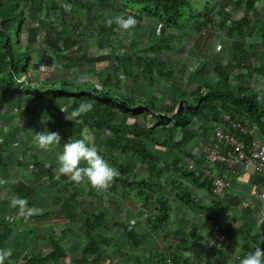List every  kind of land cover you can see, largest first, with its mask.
<instances>
[{
    "label": "crops",
    "instance_id": "1",
    "mask_svg": "<svg viewBox=\"0 0 264 264\" xmlns=\"http://www.w3.org/2000/svg\"><path fill=\"white\" fill-rule=\"evenodd\" d=\"M187 36L188 34L183 37ZM221 43L222 41L218 39V48L222 50ZM167 46L168 44L163 45L164 48ZM237 48L230 44L229 58L234 56L232 51ZM244 51L246 55L242 57L241 65L245 68H241L240 65L233 72L236 75L245 74L248 85L253 87L257 94L258 101L264 102V53H259L257 49L256 61H252L249 59V54L251 51H253L252 54L255 53L253 45H244ZM51 54L54 56L52 52ZM52 56L49 57L51 61ZM89 59H86L87 62H90ZM101 60L109 62L106 58ZM216 64L212 66V71ZM73 70L80 74L81 70L76 68ZM171 71L172 74L169 77L173 76V70ZM247 72H249L248 77ZM164 76L167 77V75ZM136 78L139 81L138 75ZM141 80H144L142 76ZM233 80L234 83H232ZM230 82L233 85L236 80L232 79ZM131 84L123 88L125 92L121 90L117 92L126 95L132 93L133 98H139L135 95L138 82ZM150 90H153V87H148L145 92L143 90L140 98H146L145 93L151 92ZM44 105L42 104L40 108L34 106L33 110H31L32 105H28L27 108L1 109L3 112L0 113V127L3 126L1 122L4 121L6 124L8 122L13 124V128H17V120L10 119L9 115L16 116L15 111L23 109V112L27 110L30 112L26 121L31 120L32 116L36 117V113L38 116H45L46 121L49 112L55 115L56 120L65 114L61 112L60 107L57 110L55 108L48 110L49 108ZM61 107H65L66 114L70 115L71 110L64 103ZM148 113L145 112V117L135 115L126 117V120L131 119V122H134L141 117L140 124L145 123L150 127L151 117L148 119L149 123L145 121ZM65 124L61 126L56 121L53 126L57 128L56 132L60 129H77L78 138H90L108 163H110L108 156L112 158L113 150L117 148L119 151L118 146L114 149L104 146L105 141L114 132L108 129L86 131L87 129H80L78 125L74 128L76 123L70 120H67ZM1 128L6 131L4 132L6 139L5 145L0 148V249L10 253L5 264H108L109 259H112V264H164L166 259H170L173 264H228L235 250L243 253V257L249 252H254L255 248L249 241L252 234L256 232L260 235V239L264 240V220L263 227L259 229L252 220L253 215L249 214L251 209L258 210L264 203L260 201L253 203L246 197L247 194L258 189L263 181L262 176L253 173L254 171L237 170L231 176H234L236 180L234 188L224 197H215L209 191V184L204 179L200 180L201 183L205 182L204 184L200 182L193 184L191 180L183 177L181 171L168 166L162 176L167 182L159 176L160 185L162 184L160 187L151 189L146 187L144 191L149 192L150 196L146 200L145 196L138 193L136 187L122 185L116 181L115 184L113 181L106 191H97L87 181L77 184L67 176L58 175L57 156L63 151L61 143L50 151L40 149L35 151L38 147L27 131H23V139L18 143L12 141L11 135L14 130L10 126ZM204 129L205 135L201 137H213L212 122L206 123ZM39 130L41 132L45 128L41 127ZM185 130L186 133L192 132L190 140L188 135L182 139L183 132L181 129H176L175 140L180 142L179 145H174L175 148L171 150L158 147L164 154L160 158L161 161L177 160L178 167L186 168L185 163L188 158H191L199 166L201 137L193 129ZM1 133L3 132L0 131V145ZM166 133L169 135V131H165V137H167ZM105 135H108V138L104 139ZM119 154H121L120 151ZM1 163L5 167L1 166ZM146 165L141 163L143 168L146 167V172L144 175L137 172L138 177L151 178ZM220 168L221 175L228 178L226 171ZM171 178L179 181L180 186L173 184ZM207 181L211 182L208 179ZM149 183L152 184L151 179ZM19 184L32 190L31 197H26L29 207L39 209L38 214L27 219L18 215V209L10 207L11 198L18 197L15 189ZM157 194L165 196L169 210L165 223L153 228L150 225L152 214L157 212V202L161 201L155 200ZM213 210L216 215H212ZM192 222L197 225H193ZM215 222L221 223L229 241L230 246L225 251L219 250L215 244L210 245V231L212 223ZM128 230L130 231L127 232ZM88 238L90 243L94 241V245L87 248ZM53 243H57L60 249L59 260L57 262L43 261L52 253Z\"/></svg>",
    "mask_w": 264,
    "mask_h": 264
},
{
    "label": "trees",
    "instance_id": "2",
    "mask_svg": "<svg viewBox=\"0 0 264 264\" xmlns=\"http://www.w3.org/2000/svg\"><path fill=\"white\" fill-rule=\"evenodd\" d=\"M58 1L60 0H0V95L8 94L9 90L25 89L28 93H34L35 95V97L28 102L44 100L46 102L44 106L49 108L48 110L54 108L57 110L64 103L68 109L72 111L78 107L81 102H93V110L79 117L75 123L80 129H87L86 131H101L103 129H108L114 132L104 144L105 147L110 149L118 146L121 153L120 155L122 158L112 159L108 156L109 164L119 172V175L114 179V184L116 181L122 185L136 187L138 193L145 196L146 200H148L150 196L149 192L144 191L145 188L148 187L151 189L160 187L162 184L160 185L159 176L162 177L164 175V171L168 169V166H172L175 170L181 171L183 177L191 180V183L200 182V184H204L205 182L201 183L200 181L201 177H197L192 171L178 167L177 160H170L169 162L161 161L160 158L163 154L162 150L158 148H168L171 150L175 148L174 145H179L180 142L174 140L170 135L169 137H165V131L172 133L176 128L182 129V139L188 135V140H190L192 132L186 133L185 129L188 128V124H190L194 118H199L208 122L210 119L218 118V115L222 112L234 111L241 116L248 117L258 128L260 135L264 139V102L258 101L257 94L254 88L248 85V78L246 79L245 74L236 75L233 72L242 64L241 59L246 55L244 44L241 43L242 36L245 35L248 39L259 36L261 40H263L264 23L261 21L263 17L259 15L257 6H259L261 2L263 3L264 0H211L205 4L204 12L196 15H191V13L188 15L185 14L184 7L188 6L189 8L185 0H99V4L115 2L122 6L123 9L120 8L123 12L125 10L132 11V13H134L133 11L135 10L138 11V17L135 16L138 22L145 18L154 21V24L157 25L156 33L154 30V33L148 37V43L145 48L139 52H145L152 48L157 49L158 52L162 51L164 47L161 46L163 43L161 38L166 34L167 29L179 32V35L183 34V37L186 35L184 32L185 29L200 30L214 19L217 18L220 20V18L223 17V20L219 22L221 29L225 32L223 36L228 37L230 41H234L235 45L238 47L236 50L232 51L234 56L231 60L227 59L229 62L225 66L222 65L223 61L216 62L217 64L214 66L213 72L218 77V80L214 82L212 80H206L204 76H202V74L206 72L205 65L209 60L207 62H198L197 68L189 75L190 80L196 86L189 91L188 96L183 97L182 94H179L178 88H172L169 91L168 95L170 101L178 103L182 100L180 104L176 103L178 107L175 110L173 109L172 112L160 111V102H156L152 99L153 96H156L153 94V90H150L152 93H145L146 98H133L132 93L126 95L106 86L103 89H97L93 84L85 83L78 86L68 83L63 79L51 84L35 83L30 81L26 76V72L19 75L18 72L22 69L21 57L10 38L12 29L17 23L19 25L17 30L18 42L20 43V36L24 29L27 34L25 43L32 46L39 42L37 35L38 30L47 29L46 32H48L50 28H54V25L58 27L59 24H64L63 16L68 14L64 5L71 3L72 5H82L83 8L84 6H90L92 11L99 12L98 9L96 10L98 7V2L96 0H61L63 2L62 4ZM228 5L243 7L242 17L235 19L228 9ZM131 6H140L141 8L134 9ZM42 10H44L46 22L51 25L48 26L49 29L44 27L45 21L37 19L34 15ZM27 12L33 14V17H28ZM189 12H191L190 9ZM99 13L101 14L97 16L101 17V19L106 17V13L103 11ZM119 15L120 13L111 14L110 19L114 21V18ZM117 27L118 25L115 22H113L111 26H108L107 22L106 25L101 24L102 30L108 33V35H114ZM56 30L57 32L53 40H48V37L44 39V44L50 45L54 55L52 56V61L48 58L44 63L52 70L55 69L54 65L56 64L54 63L60 61L66 70L75 71L73 70L75 68L73 65L75 58L67 54V49L73 46L75 41L70 36H67L64 30ZM58 41L61 42L60 45H62V47L59 46ZM26 49L29 56L27 64L28 67H30L32 54H30L27 46ZM218 53L220 52L218 51ZM239 55L240 57L238 58ZM133 56L135 58L137 71L144 79V84L142 80L140 83L143 85L144 92L148 87H154L157 84L155 82L157 79L156 77L163 79L172 74V71L169 70L158 57L147 56V54L141 55L137 52V48L133 50ZM103 58L108 59L110 62L112 56H101L98 59ZM98 59H89V61L94 63L95 60ZM64 60H67V62ZM240 67L245 68L242 65ZM24 70H26V68H24L23 71ZM248 73L249 72H247V77ZM164 75H167V77ZM20 79L24 81V84L17 83ZM232 79L236 80V83L233 85L230 84ZM132 80H135L139 84L140 80L138 81L136 76L132 78ZM139 85L137 86L138 88ZM24 105V107L27 108L30 104L26 103ZM19 107H21V105H16L13 109ZM0 109H3L1 101ZM149 111H156V113H151L150 127L145 123L140 124L141 117H145V112ZM135 115L141 116L138 117L139 120L136 119L134 122L125 120L126 117ZM35 116L39 117L37 113ZM156 126L159 127L157 128ZM0 131L3 133L6 132L3 128H1ZM60 132L66 143L69 140L79 139L78 130L67 128V130L60 129ZM3 133H1L2 143L0 148L5 145L4 140L6 136L5 133L4 135ZM141 163L147 164V172L151 178L137 176L138 171L136 170V166L137 164L141 165ZM1 166L5 167L3 163H1ZM46 171L49 172V170ZM46 174L48 175V173ZM149 179L152 180V184L149 183ZM202 179L208 182V188L210 189L208 190L212 192L211 182L207 181L206 178ZM171 181L178 187L180 186L179 181L175 179L172 180V178ZM15 191L18 192V197L25 199L26 197H31L32 193L30 188H26L22 184H19ZM155 200L161 201L157 202V212L152 214L150 225L153 228H157L165 223L169 210V205L165 196L162 197V195L157 194ZM186 202H188V200H186ZM192 205L196 204L192 203ZM212 212H214L212 215H216L215 210ZM129 231L130 230L127 232ZM249 239L253 248L259 246L264 250V244L262 243L264 240H261L260 235L256 232L254 235L252 234ZM89 241L90 238H88V242ZM93 243V240L91 243H87V248L88 246L94 245ZM52 249V253L44 258L43 261L52 260L53 262H57L59 260L61 254H59L60 249L58 248V244L53 243Z\"/></svg>",
    "mask_w": 264,
    "mask_h": 264
},
{
    "label": "rangeland",
    "instance_id": "3",
    "mask_svg": "<svg viewBox=\"0 0 264 264\" xmlns=\"http://www.w3.org/2000/svg\"><path fill=\"white\" fill-rule=\"evenodd\" d=\"M96 1L98 2V7L96 8V10L98 9L99 12L103 11L104 13H106L105 18L101 19V17L97 16L101 13L92 11L90 6H84L83 8L82 5H72L71 3H69L67 5H64L65 9L68 11V14L63 16L64 24H59L58 27L54 25V28L49 29L48 26L50 24L46 22L47 20L44 17V10L35 13L34 15L37 17V19L45 21L44 27L48 28L49 30L48 32H46L47 29L38 30L37 35L39 42L35 43L32 46L25 43L27 34L26 30L24 29L22 30L20 36V43L18 42L17 30L19 25L17 23L12 29L10 38L15 44L17 52L21 57L22 69L19 70L18 74L20 75L23 72H26V76L30 79V81L35 83L40 82L51 84L63 79L68 83L70 81L73 85L81 86V84H84L86 82L85 84H93L97 89H103L106 86L114 90H121L122 92H125L123 91V88L128 87V84H134L135 80H132V78H134L135 76L138 75L140 80L139 84L141 83V75H139L137 71L135 58L133 56V50L137 48V52L141 55L147 54V56L158 57L162 62H164L165 66L168 69L173 70V76L169 78L167 77L161 79L160 77H157V79L155 80L157 84L153 87L152 91L156 95L153 96L152 99L156 102H160V111L172 112L173 109L177 107V104H180L182 100L178 103L175 101H170V99L168 98L169 91L172 88H178L179 94H182L183 97H187L189 91L191 89H194L196 86L190 80L189 75L194 69L197 68L198 62H207L209 60L207 66H205L206 72L204 74V79L209 81L212 80L214 82L218 80V77L212 71V66L217 61H227V59L231 60V58H229L228 49L230 47V44L234 46L236 45L234 41H230L228 40V37L223 36L225 32L219 25V22L223 20V17L220 18V20H218L217 18L213 20L214 27L209 30V32L204 33L199 32L198 29H185L186 34H188L187 37H182L183 34L179 35V32H174V30L167 29L166 35L162 38L163 44L161 45L163 46L164 44H168L166 48H162V51L160 52H158L157 49L153 48L149 49L148 51L146 50L145 52H139L143 48H145L146 44L148 43V37L152 33H154V30L156 33L157 25L154 24V21L145 18L140 22L137 21L135 28L130 32H125L117 27L114 35H108V33H105L104 30H102L101 24L106 25V22L108 19H110L111 14L120 13L119 16H123L125 18H127L128 15L138 17V11L135 10L133 11L134 13H132V11L125 10L123 12L121 11L123 9L122 6L116 4L115 2H108V4L105 2L99 4V0ZM185 1L189 5V8L188 6L184 7L185 14L188 15L189 13H191V15H196L198 13L204 12L205 4H207V2H210L211 0ZM58 2H60L61 4L63 3L61 0ZM131 7L134 9L141 8L140 6ZM257 8L259 15L263 17V20L261 18V21L264 23V1L263 3L261 2V4L257 6ZM189 9L191 10V12H189ZM228 9L232 10V12L243 14V7H234L233 5H228ZM27 13L28 17H33V14L29 12ZM56 29L64 30L65 34L67 36H70L75 41L74 45L70 46L69 49H67V54L68 56H72L75 58L73 65L76 66V70H81L80 74H77L76 71L66 70L62 66V63H60V61L54 63L56 65H54L55 69H52V71L48 65H45L44 60L52 56V50L50 45L44 44V39L45 37H48V40H53L55 38V33L57 32ZM218 39L222 41V50L220 53L216 52V49L218 48ZM241 43L245 46H248L249 44L253 45L255 53L252 54L251 52L253 51H251L249 54V59L252 61H256L257 49H259V53H264V37L263 40H261L259 36H254L253 39H248L245 35H243ZM58 44L61 47L60 41H58ZM26 46L30 54H32L30 67H28L27 64L29 56ZM214 52L215 54H213ZM108 54L112 56L110 62L98 59L99 57ZM88 58L98 60H95L94 63H90L86 60ZM64 61L67 62V60ZM41 65H44L45 67L42 69ZM24 68H26V70L23 71ZM142 83L144 84L143 80ZM139 84L136 85L138 86ZM230 84L232 85L231 82ZM142 86L143 85L141 84L139 85L137 94H135L139 96V98L142 96L144 90ZM2 95H0V101L3 110L13 109L14 107H16V105H21V107H24V104L26 103L32 105L31 110H33L34 106L40 108L42 107V104L46 103L44 100L38 102H28L29 100L34 98L35 95L34 93H28V91L25 89L9 90L8 94L3 96ZM144 97H146V95ZM3 110L0 109V113L3 112ZM23 111L24 109L22 111H15L17 118L14 114L9 115L10 119L17 120V128H13L14 125L9 122L8 124H6L4 121L1 122V125H3L4 127L10 126V128L14 130L11 135L13 142H21V139H23V131H27L28 135L30 137H33V139L35 136V132H40L39 129H41V127L49 131L50 128H52V131L56 132L57 128L54 127L53 124L58 121L61 126H64L66 125L65 123L68 120L66 119V114H63L56 120L55 115L49 112L47 121L44 118L45 116L43 115V117L32 116L31 120L26 121V118L27 116H29L30 112L28 110L25 112ZM153 112L156 113V111ZM150 113L151 112L149 111V113L146 115L145 121L147 123H149L148 119L149 117H151ZM128 121L131 122L132 120L128 119ZM206 123L208 124V122H205V124ZM74 128H77V124H75ZM188 128L192 129V123L188 125ZM58 133L62 138L61 146L63 147L66 141L62 137V133L60 131ZM166 135L167 137L169 136L168 133H166ZM106 137L108 138V135L103 136L104 139ZM32 147L33 146H31V148ZM112 149H114V147ZM38 150L39 148H36L35 151ZM111 155L114 159L122 158L117 148L113 150V153ZM144 165L145 164H143V166ZM136 169L141 175H144L145 171L141 165L137 164ZM163 180L167 182L164 177Z\"/></svg>",
    "mask_w": 264,
    "mask_h": 264
},
{
    "label": "built area",
    "instance_id": "4",
    "mask_svg": "<svg viewBox=\"0 0 264 264\" xmlns=\"http://www.w3.org/2000/svg\"><path fill=\"white\" fill-rule=\"evenodd\" d=\"M230 11L235 19L242 17V13L239 14L232 12V10ZM213 27L214 22L212 21L202 27L199 32H209ZM218 51H221L220 47L216 49V52ZM228 62V60L223 61L222 65L225 66ZM210 122H212L213 137L204 138L201 137L205 135L204 121L199 118H194L191 121L192 129L197 131L201 137L199 146L200 164L198 166L193 159L188 158L185 163L186 169L192 171L197 177L211 180L212 194L215 197H224L227 192L234 188L236 180L234 176H231L237 170H242L243 172L254 171L253 173L262 176L263 181L258 189L250 192L246 197L253 203L256 201L264 203V139L260 136L258 128L248 117L241 116L234 111L222 112L218 115L217 119L208 121V123ZM175 130L169 133L174 140L177 138ZM220 167L226 171L228 178H224L221 175ZM145 168L144 171L146 172ZM238 212H240L239 209ZM249 214L253 215L252 220L256 223V227L259 229L262 228L264 205L258 210L251 209ZM192 223L193 225H197L195 222ZM209 239L210 245L215 244L221 251L227 250L230 246L222 225L219 222L212 223ZM234 252L228 264L240 263V260L243 258V253L237 252V250ZM112 262V259L108 260V264H112ZM164 264L173 263L170 259H166Z\"/></svg>",
    "mask_w": 264,
    "mask_h": 264
},
{
    "label": "clouds",
    "instance_id": "5",
    "mask_svg": "<svg viewBox=\"0 0 264 264\" xmlns=\"http://www.w3.org/2000/svg\"><path fill=\"white\" fill-rule=\"evenodd\" d=\"M113 22L125 32H130L137 24V20L132 15H128L127 18L117 16L114 21L109 19L108 26H111ZM44 67L41 65L42 69ZM17 83L24 84V81L19 80ZM93 108V102H81L69 115L66 114V108L60 106L61 112L65 113L66 119L70 121H76L82 115L91 112ZM61 141L62 138L58 132L49 130L35 132L34 143L40 150L50 151L55 146H59ZM57 163L58 175L67 176L77 184L87 181L97 191H106L119 175L118 170L100 155L99 150L88 137L64 143L62 153L57 156ZM10 207L18 209V215L26 219L39 212V209L29 207L27 199L20 197L11 198ZM9 255L7 250L0 249V264H5ZM240 264H264V250L257 246L254 252H249L240 260Z\"/></svg>",
    "mask_w": 264,
    "mask_h": 264
}]
</instances>
